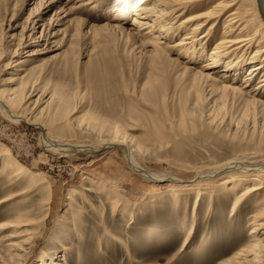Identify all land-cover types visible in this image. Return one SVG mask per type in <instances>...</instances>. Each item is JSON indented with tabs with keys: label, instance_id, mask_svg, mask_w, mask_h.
Segmentation results:
<instances>
[{
	"label": "rangeland",
	"instance_id": "rangeland-1",
	"mask_svg": "<svg viewBox=\"0 0 264 264\" xmlns=\"http://www.w3.org/2000/svg\"><path fill=\"white\" fill-rule=\"evenodd\" d=\"M139 1L0 0V98L45 127L14 122L0 106V145L10 146L17 165L51 181L47 190L30 188L0 162V198L16 194L0 204V223L24 213L32 218L30 226L0 228V264H219L264 222L254 204L264 189L233 207L246 180L183 187L197 169L264 152V87L251 90L264 70L243 88L253 62L233 55L235 72L223 77L222 66L207 69L212 78L200 76L199 66L227 34L224 19L201 31L209 32L195 43L204 54L196 62L177 48L157 53L144 43L152 32L139 36L132 27ZM208 1L176 21L216 0ZM245 23L246 33L256 31L257 24ZM257 37L247 54L258 40L264 46V36ZM113 127L132 142L139 164L177 180L137 174L122 144L67 155L41 145L44 131L97 143ZM26 227L32 238L13 257L7 243L16 236L9 233Z\"/></svg>",
	"mask_w": 264,
	"mask_h": 264
},
{
	"label": "bare ground",
	"instance_id": "bare-ground-1",
	"mask_svg": "<svg viewBox=\"0 0 264 264\" xmlns=\"http://www.w3.org/2000/svg\"><path fill=\"white\" fill-rule=\"evenodd\" d=\"M205 2L209 3L208 0H141L136 4L137 11L132 22L134 24L132 27L138 26L137 35L139 36L142 35L141 31L143 29H147V32L149 33L152 32V36L147 38L144 43L154 45L157 53H162V49L169 50L177 48L178 54H184L186 62L193 63L196 62L198 58L204 56L203 53L198 51L195 43L200 42L201 38L209 31L207 33H201V31H203L205 27H207L208 30L210 28L213 29L217 22L224 19V27L227 34L218 41L215 48L206 57V60H204L205 62L199 66L200 76L209 78L211 77L210 73H212V70L208 72V68L215 69L216 67L225 66L223 69L225 72L223 77H227L229 71L233 70L235 72L237 70L234 68L237 67V64H235L236 62L233 63L230 61L232 58L231 56H246L248 59L247 62H253L248 68L249 71L246 73V76H244V79L242 78L244 80L242 87L248 88L255 75L264 70V57H262V55H264V46L259 45L260 40L256 43L258 45H256L253 54H247L249 47L255 42V40H257V36H264V18L262 16L264 14V0H216L211 7L187 15L179 22L176 21V18L184 14L187 10L194 9L196 6H205ZM243 10L248 14V17H250L245 20L248 22H254L255 25L257 24L254 33H246L245 28L247 27V24L245 23V20L242 19ZM151 15L153 16L152 19L150 18ZM243 23L245 24L242 25ZM235 30L237 31L236 34H234ZM181 32H183L184 35L172 45L171 38L173 36H178ZM262 87H264V74L260 79V82L252 87L251 90L256 94H259ZM0 106L5 112H7L12 121H26L45 129L40 123L31 121L24 115L18 114L14 110L12 111L7 103L1 98ZM115 144L124 145L131 167L137 172V174L142 175L144 178H147V180L159 181L166 178H170L169 180L171 181L177 180V178L170 175H158L139 164L133 156L134 148L132 142L128 140L125 135L119 133L116 127L112 128V135H110L108 139L97 143L90 142L89 139L88 141L60 140L52 137L47 131L43 132L41 138L43 149L64 155L69 154L71 151H97L105 147L114 146ZM9 147L7 144L0 145V162L3 164V168L10 171L9 174L14 175L19 181L26 182L25 184L30 188L40 187L47 190L51 187V181L47 175L43 173H31L32 171L25 164L17 165L15 163V156ZM225 177L232 178L236 182L238 180H246V187L234 200V208L247 196L256 193L261 194L264 189V152L254 151L248 154L236 155L208 168L204 167L197 169L195 171L194 180H189V183L184 182L183 187L200 191L202 190V187H204V184ZM26 190L27 189H23L20 193L26 192ZM13 196H16V194L10 193L9 195L0 198V204L9 200ZM49 198L50 195L48 194L47 201ZM111 202L115 203L116 200L112 199ZM254 204L258 205V212L255 215L264 217V195L259 197ZM10 212L12 213L13 211ZM31 219L30 216L24 213L15 216L14 220L10 219L0 223V228L6 230L13 226H30L32 224ZM32 231L33 230H31L30 227H26L17 233H9V239L16 236V239L10 240L7 243L8 250L11 251L13 257H19L22 255L24 244L32 238ZM193 232L194 228L191 227L188 230L186 237L183 239L181 248L187 246V240L192 237ZM251 232H254V234L240 251L233 253L229 257L223 258L219 264H264V222H258L252 227Z\"/></svg>",
	"mask_w": 264,
	"mask_h": 264
},
{
	"label": "water",
	"instance_id": "water-1",
	"mask_svg": "<svg viewBox=\"0 0 264 264\" xmlns=\"http://www.w3.org/2000/svg\"><path fill=\"white\" fill-rule=\"evenodd\" d=\"M262 16H263V18H264V14H263Z\"/></svg>",
	"mask_w": 264,
	"mask_h": 264
}]
</instances>
